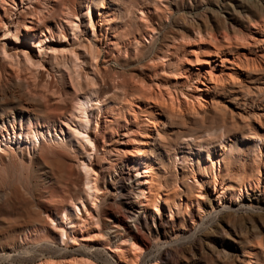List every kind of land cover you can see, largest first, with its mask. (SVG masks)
<instances>
[{"label":"rangeland","instance_id":"374dc122","mask_svg":"<svg viewBox=\"0 0 264 264\" xmlns=\"http://www.w3.org/2000/svg\"><path fill=\"white\" fill-rule=\"evenodd\" d=\"M87 92L90 142L65 127L66 138L26 143L25 133L54 135L63 121L80 129L74 96ZM0 123L17 132L9 139L0 128L9 141L0 146V264H114L116 247L153 264L173 241L159 264H264V0H0ZM136 157L150 169L146 200ZM84 161L98 173L96 206ZM233 187L244 188L241 200ZM225 205L233 211L196 230ZM66 207L76 222L88 219L90 237L56 241L69 233ZM126 208L131 218L119 225Z\"/></svg>","mask_w":264,"mask_h":264},{"label":"bare ground","instance_id":"6f19581e","mask_svg":"<svg viewBox=\"0 0 264 264\" xmlns=\"http://www.w3.org/2000/svg\"><path fill=\"white\" fill-rule=\"evenodd\" d=\"M23 27L25 28V30H27V29H31V27L29 26V25H27L26 23H23ZM19 31V30H18ZM49 32V31H48ZM16 39H17V37H16ZM45 39V38H44ZM17 41V40H16ZM40 42H41V40H40ZM38 43V42H37ZM35 44V43H34ZM37 45V44H36ZM41 47V46H40ZM39 47V48H40ZM4 48V47H3ZM6 49L4 48V55L3 56H5L6 55V51H5ZM17 51V50H16ZM26 51V50H25ZM3 52V51H2ZM24 54H25V56H26V59H25V61H31L32 59H31V57L28 55V54H26V52H24ZM7 56V55H6ZM5 56V57H6ZM24 56V57H25ZM17 63V62H16ZM30 63H32V61L30 62ZM27 64V63H26ZM30 64H28V66H29ZM31 68V67H30ZM26 70V69H25ZM28 72V71H27ZM28 73H30V71L28 72ZM210 73V71L208 72V74ZM212 73V72H211ZM213 74V73H212ZM212 74H209L208 76H209V79H213L212 77ZM207 78V77H206ZM202 81V80H201ZM198 82V81H197ZM202 84H204L203 82H201ZM201 87L199 86V85H195V88H194V92L196 93V95L198 96V99H197V102L198 103H200V104H202L203 105V100H204V96H202L201 94ZM88 93V95H84V96H78V95H80L79 93L77 94V96H74V97H76V98H74V102H73V106L75 107L73 110H75L76 109V111H78L79 112V115H80V129L79 128H73V127H71L70 125H68V124H65L64 122L65 121H63V123H62V126H60L59 125V130H57V129H55L54 128V135L49 131V129H47L48 131H45V132H47V133H44V131H42V130H38V131H35L34 130V132H31L30 134L27 132V133H25V137H26V143H30L31 141L32 142H37V143H39V144H41V139L42 138H44V136H49V137H51V138H62V136H64L65 138L67 137V133H66V131H65V127L68 129V131H71V132H73V133H75V135L77 136V138H76V142H78L79 140H80V138L82 139H85V140H87V142H90L89 141V139H88V135H87V133H86V129L88 128V126H89V123H90V119H89V109L92 107V104H91V102L93 101V98H92V96L91 95H89L90 93L89 92H87ZM92 93V92H91ZM94 95V94H93ZM183 95V94H182ZM171 97V96H170ZM175 97V96H174ZM173 97V98H174ZM184 97H186V95H184ZM187 97H188V95H187ZM172 98V97H171ZM172 98V100H173V102H175L174 100L175 99H173ZM189 98V97H188ZM179 99V98H178ZM177 99V102H179V100H181V98L178 100ZM191 99V98H190ZM171 100V99H170ZM186 100V102L188 103L187 105L189 106L190 105V101H189V99H185ZM193 100V99H192ZM192 100H191V102H192ZM170 102H172V101H170ZM184 102V101H183ZM194 102V101H193ZM193 102H192V104H193ZM172 104V103H171ZM174 104V106H175V103H173ZM172 104V105H173ZM178 104V103H177ZM181 103H179L178 104V106L180 105ZM186 104V103H185ZM177 106V107H178ZM176 107V106H175ZM194 108V107H193ZM22 114V113H21ZM20 114V115H21ZM25 114V113H24ZM23 115V114H22ZM28 115H30V114H28ZM9 116H10V114H9ZM7 117V116H6ZM28 117H31V116H28ZM26 118V117H25ZM3 119V118H2ZM18 119V118H17ZM24 120V119H23ZM27 120V119H26ZM5 121V120H4ZM7 121V120H6ZM13 121H15V117L13 116ZM19 121V120H18ZM20 121H21V116H20ZM19 121V122H20ZM11 123V122H10ZM17 123V122H16ZM28 123H29V121H28ZM35 123V122H34ZM68 123V122H67ZM1 124V123H0ZM13 125V124H12ZM1 127V130H2V132H6L7 134H8V137H7V134H6V137L7 138H9V139H11V136H9V135H11L12 133H13V135L15 136V134H17V132L14 130V127H12V132L11 133H9V131H8V129H7V127H6V124H1L0 125ZM11 126V125H10ZM20 126V125H19ZM39 126V125H38ZM37 126V127H38ZM53 126V125H52ZM21 127H22V125H21ZM31 127V126H30ZM44 127V126H43ZM47 127V126H46ZM48 127H50V126H48ZM55 127V126H54ZM77 127V126H76ZM40 128V127H39ZM57 128V127H56ZM24 129V128H23ZM38 129V128H37ZM36 129V130H37ZM16 130H17V128H16ZM25 130V129H24ZM26 130H28V129H26ZM31 130V129H30ZM33 130V129H32ZM46 130V129H45ZM19 131V130H18ZM51 131H53L52 129H51ZM30 132V131H29ZM22 134H23V132H22ZM22 134H21V132L20 133H18V138H19V141H20V139H21V137H22ZM12 135V136H13ZM71 135V134H70ZM1 136H2V138L0 137V146H2L3 144H5V143H7V141L4 143V137H5V135L2 133L1 134ZM14 136L12 137V138H14ZM23 136H24V134H23ZM82 136V137H81ZM24 137V138H25ZM63 137V138H64ZM80 137V138H79ZM6 138V139H7ZM15 138H17V135L15 136ZM23 138V139H24ZM54 138V139H55ZM72 138V137H71ZM50 139V138H49ZM82 139V141L84 142V140ZM71 140V139H70ZM73 140V139H72ZM24 141V140H23ZM65 141V140H64ZM67 141H68V138H67ZM66 141V142H67ZM75 141V140H74ZM9 142V141H8ZM12 142V141H11ZM14 142H16L15 141V139H14ZM86 142V141H85ZM25 143V142H24ZM68 143V142H67ZM66 143V144H67ZM79 144H80V142H78ZM12 144V143H11ZM20 144V143H19ZM34 144H36V143H34ZM38 144V145H39ZM70 144V143H69ZM7 145V144H6ZM68 145V144H67ZM90 145V144H89ZM75 146V145H74ZM93 146V145H92ZM94 147V146H93ZM92 147V148H93ZM10 148V147H9ZM16 148H17V146H16ZM70 148H71V145H70ZM73 148V147H72ZM6 150V149H5ZM14 151V150H13ZM88 154V153H87ZM89 158V160L91 159V153L90 154H88L87 155ZM143 157V156H142ZM142 157H136V158H134V160L131 162V166H133L134 167V169L136 170V172H137V179L139 180V190H140V194L142 195V197L144 196L145 197V200H146V198L148 197V193L150 192L149 191V186H150V183H151V180H150V169H149V167L146 165V163H145V160H144V158H142ZM210 159V158H209ZM213 161V160H212ZM89 163V162H88ZM88 163H85V161H84V163L82 164V168H84L83 170H84V172H85V177H86V179H85V183H84V191H85V194H86V196H88V197H91V201L93 202V206H96L97 205V199L99 198V196H98V192H99V188H98V186H97V177H98V173L94 170V168L90 165V163L88 164ZM212 164H214V163H212ZM220 167V166H219ZM59 168V167H58ZM220 169V168H219ZM52 170V169H51ZM217 170V169H216ZM57 170H55V172H56ZM121 171V170H120ZM63 172V171H62ZM54 175V174H53ZM62 175V174H61ZM60 175V176H61ZM60 176L58 175V178H60ZM55 178L57 179V181H62V179L63 178H60L59 180H58V178L55 176ZM216 179V178H215ZM245 181V180H244ZM243 181V182H244ZM109 186V185H108ZM242 186H244V185H242ZM246 186V185H245ZM245 186H244V188H245ZM213 189H217V187H218V184H216V182L214 183V185H213ZM247 187V186H246ZM244 188L242 187V188H231L230 190H231V193H230V196H233V197H236V198H238V199H240L241 197H242V193H243V191H244ZM114 191V190H113ZM123 188L122 187H115V194H116V192H119V193H121V194H123ZM149 191V192H148ZM130 192V191H129ZM139 194V195H140ZM114 195V194H113ZM126 195V194H125ZM140 195V196H141ZM112 196V195H111ZM201 196V195H200ZM126 197V196H125ZM250 197V196H249ZM117 198H118V196H117ZM149 198V197H148ZM247 198H248V196H247ZM247 198L246 199H244V201H246L247 200ZM125 199V198H124ZM242 199V198H241ZM240 199V200H241ZM252 199H253V197H252ZM82 200V199H81ZM249 200V199H248ZM126 201V200H125ZM159 201H160V199H159ZM158 201V199L157 200H155V202H154V204H153V207H152V215L153 216H155V213H158V211L160 210V202ZM197 201H198V199H197ZM250 201V200H249ZM254 201V200H253ZM261 201V200H260ZM91 202V203H92ZM240 202V201H239ZM120 203H121V205L123 206V207H127V205H125V202H124V200H122V201H120ZM147 203V202H146ZM241 204L240 205H244V203H246V202H240ZM254 203V202H253ZM256 203V202H255ZM66 204V203H65ZM64 204V205H65ZM132 204V203H131ZM201 204V203H200ZM200 204L198 205V206H200ZM261 205V204H260ZM80 206H84V200H82L81 201V203L80 204H78L77 205V210L80 212L81 211V209H80ZM133 206V205H132ZM112 207V206H111ZM240 206L238 205L237 206V208H239ZM246 207V206H245ZM237 208H234V211L235 210H237ZM116 209H118L119 210V208H116ZM148 209V208H147ZM96 210V209H95ZM121 210V209H120ZM125 211H123L124 212V214H123V217L122 218H119V220H117V223L119 224V225H123L124 226V219H126V217H129V218H131V215H129L128 214V212H130V208L129 209H124ZM134 210V209H133ZM145 210V209H144ZM96 211H98V210H96ZM117 211V210H116ZM226 211H233V208H230V206H224V207H218L217 209H216V211H215V213H212V214H209V217H211L212 219H211V221H210V223L207 225V226H203V224L201 225L200 224V226H199V228L198 229H196V230H199L201 227H202V229H205V230H207L206 229V227H209L210 225H212L215 221H217V219L220 217V215H222L224 212H226ZM246 211L247 212H253L254 210H253V208L252 207H249L248 206V209H246ZM92 212V211H91ZM89 210H88V215H89V217L90 216H92V213H91ZM122 212V211H121ZM151 212V211H150ZM255 212V211H254ZM245 213V212H244ZM72 214H73V210H71V208H69V207H66V209H65V211H64V215H63V218L65 219V223H68V231H69V233H67V230L65 229V230H63V233H61L60 234V237H56V241H60L61 243L64 241V238H66L67 237V234H71V236L72 237H76V236H79V237H82V238H84L86 235H87V233L88 232H90L89 231V227H87V224H86V222H87V218H84L83 217V221H81V222H76L75 220H74V218L72 217ZM97 214V213H96ZM98 214H99V212H98ZM251 214V213H250ZM147 215V214H146ZM100 216V215H99ZM98 216V217H99ZM111 216V215H110ZM95 217V216H94ZM157 217V216H156ZM100 218V217H99ZM128 218V219H129ZM140 219V218H139ZM153 219H155V218H153ZM209 219V218H208ZM249 219H251L250 221L253 223V217H252V215H250V218ZM157 220H159V219H157ZM161 220V219H160ZM79 221V220H78ZM97 221H95V223H96ZM113 222H115V221H113ZM160 222V221H159ZM159 222H158V224H159ZM163 222V221H162ZM98 223V222H97ZM96 223V224H97ZM116 223V224H117ZM155 225V224H154ZM19 227V226H18ZM22 227V226H21ZM30 227V226H29ZM137 227V226H136ZM155 227H156V225H155ZM250 227H252V225L250 226ZM34 228V227H33ZM141 228L142 227H139V229H138V227H137V232H138V230H140L141 231ZM212 228H213V226H212ZM215 228V227H214ZM21 229V228H20ZM30 229V228H29ZM98 229V228H97ZM151 230L152 229V226H151V228L150 227H148V230ZM129 230H131V229H129ZM142 230H143V228H142ZM149 230V231H150ZM196 230H195V232H193L192 234H188V238L190 239V241H194V239H195V237H196ZM62 231V230H61ZM194 231V230H193ZM154 232L155 233H159L158 232V230L157 229H155L154 230ZM204 232H206V231H204ZM246 232H248V230L246 231ZM28 233V232H27ZM97 233H100V232H97ZM146 233V232H145ZM163 233V232H162ZM189 233H191V232H189ZM134 234V233H133ZM140 235H142V232H140L139 233ZM153 234V233H152ZM25 235V234H24ZM91 235V234H90ZM97 235V234H96ZM95 235V236H96ZM101 236V234H98V236ZM160 235V234H159ZM205 235H206V233H205ZM92 236V235H91ZM95 236H93L94 238H95ZM137 236V235H136ZM147 236V235H146ZM154 236V235H153ZM23 236H21V238H22ZM30 237V236H29ZM32 237V236H31ZM88 237H90L89 235H88ZM87 236L85 237L86 239L88 238ZM97 237V236H96ZM134 237V236H133ZM132 237V238H133ZM157 237V236H156ZM185 237V236H184ZM77 238V237H76ZM81 238V239H82ZM92 238V237H91ZM101 238V237H100ZM165 238V237H164ZM179 238V237H178ZM55 239V238H54ZM149 240V239H148ZM148 240H143V246H144V248L146 249V250H148V248H149V241ZM180 240V239H179ZM185 240V239H184ZM49 241V240H48ZM75 241V240H74ZM100 241V240H99ZM137 241V240H136ZM181 241H183V240H181ZM181 241H179V243L181 242ZM189 241V240H188ZM96 242H98V241H96ZM174 242H178V241H173V243H171V242H169V243H164V244H161L159 247H158V249H157V255H156V257H155V259H154V263L153 264H159V260L160 259H162V257H163V255L164 254H166L170 249H171V247H173L174 246ZM187 242V241H186ZM103 243H105V240H104V242ZM49 244V243H48ZM51 244V243H50ZM52 244H54V243H52ZM160 244V243H159ZM178 244V243H177ZM186 244V243H185ZM21 245V244H20ZM192 245V244H191ZM194 245H195V243H194ZM18 246V245H17ZM104 246V245H103ZM106 246V245H105ZM119 246V245H118ZM132 246V245H131ZM136 246H138V245H135V247ZM187 246V245H186ZM13 247H14V245H13ZM177 247V246H176ZM192 247V246H191ZM196 247V246H195ZM16 248V247H15ZM56 248V247H55ZM96 248H98V247H96ZM127 248V247H126ZM18 249V248H17ZM62 249V248H61ZM85 249V248H84ZM87 250H88V248H86ZM119 250L120 249V252L118 251V252H114V256H112L113 257V263L114 264H136L135 262H132L130 259H129V257H127L128 255H126V253L125 252H123V250H121V248H119V247H116V248H114V250ZM187 249V248H186ZM190 249V248H189ZM63 250V249H62ZM116 250V251H117ZM140 250H142V249H140ZM192 250V249H191ZM25 251H27V250H25ZM24 251V252H25ZM31 251V250H30ZM96 251V250H95ZM101 251V250H100ZM187 251V250H186ZM189 251V250H188ZM63 252H64V250H63ZM107 252V251H106ZM128 252V251H127ZM149 252V251H148ZM183 252V251H182ZM191 252V251H190ZM192 252H193V250H192ZM191 252V253H192ZM22 253V251L20 252V254ZM30 253V252H29ZM184 254V253H183ZM2 255V254H1ZM12 255V254H11ZM17 255V254H16ZM26 255V254H25ZM109 255V254H108ZM142 255H143V253H142ZM145 255V254H144ZM7 256V255H6ZM24 256V255H23ZM4 257V256H3ZM12 257V256H11ZM21 257H22V255H21ZM99 257V256H98ZM102 257V256H101ZM138 257V256H137ZM144 257V256H143ZM142 257V258H143ZM10 258V257H9ZM9 258H7V260L9 259ZM13 258V257H12ZM154 258V257H153ZM31 259V258H30ZM39 259V258H38ZM12 260V259H11ZM108 260V259H107ZM135 261V260H134ZM110 262V261H109ZM25 263V262H24ZM38 264H95L93 261H91V260H89V259H87V258H81V259H70L69 261H63V260H54V259H50V260H47V261H43V262H39Z\"/></svg>","mask_w":264,"mask_h":264}]
</instances>
